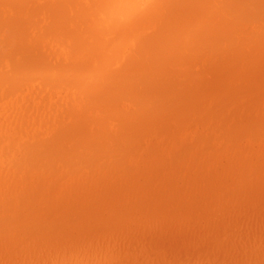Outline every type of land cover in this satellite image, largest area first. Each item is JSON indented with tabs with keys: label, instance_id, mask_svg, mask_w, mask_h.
<instances>
[{
	"label": "rangeland",
	"instance_id": "rangeland-1",
	"mask_svg": "<svg viewBox=\"0 0 264 264\" xmlns=\"http://www.w3.org/2000/svg\"><path fill=\"white\" fill-rule=\"evenodd\" d=\"M251 1L252 0H247V3L244 2L246 8H250L249 12L247 9V13L241 10V13H243L245 16L248 15V17L245 18L246 23H242L241 26L240 21L234 20L237 24H235L237 28H235L233 22H227L226 20L223 23L218 24V33H216L219 35L218 39L220 41V45L223 41L222 46L216 45L218 41L210 42L206 50L207 52L204 54V58L198 61V63L200 62V66L198 67V65L195 64L193 66L194 68L192 67L190 71L186 73L187 75L184 74L182 76L184 79L187 78L185 81L192 79V83L189 86V91L192 90V92L190 93L187 101L181 104V106H179L180 104H174L176 107L172 111V115L176 111L181 112L177 116H171L165 115L162 113V111H158L157 109L154 114H149L147 115L146 119L144 118L146 123L142 122L140 119H137L135 123L129 124L131 131L128 136H130L131 139L125 138L123 140L126 141L125 150L129 152V154L133 156L134 153L142 152L143 149L157 147L159 151L163 149L165 150L163 155L166 157L165 161L164 157L161 161H158L161 162L160 164H162L163 161L166 163L165 165L163 163L162 166L155 162H150L148 165H142L139 164L140 161H138V164L136 165V168H138L139 165L141 168H139L140 170L137 169V174L133 180V184L135 185V188L133 189L134 196L145 198L144 203L139 205L141 206L140 211H137L136 208L132 206V208L130 207L131 197L133 199V194L131 193L132 196L127 197L126 195L125 197V208L130 207V209L128 210L126 208V212L122 211L115 213L116 219H112V217H110L106 212L109 210L108 212L111 213L113 209L105 210V207L100 206L95 207L94 209L93 207V202L94 200L97 201V197L104 198L105 194H103V191L98 190L96 185L93 183H91L92 185L89 184L87 187H84L83 185L79 186L80 177L85 176L87 173V175H90L91 172L83 171V173L80 175H72L74 176L73 178L67 177L65 178V181L63 179V181L60 182L62 184V188L60 190L65 191V198H67L69 202L77 199L76 201L79 203L78 213L85 211L84 214L82 213L83 215H81L83 218L95 217L94 219L100 221L99 226L101 225L102 227L96 228L98 230L88 229V231L85 232L87 235H81L83 236V239H80L82 238L80 235H77L76 237V234L72 235L71 239L74 238V242L75 240H78L80 245L77 246L78 243H76V248H70L72 249L70 252H67L68 249H64L65 247L61 244L52 245L50 243L49 245L48 243H44V245H39L37 247V251H35L36 249L33 250L32 248H28L27 253H23L24 250L21 247L22 251L20 253L18 251L19 247L15 249L16 247L14 246L11 247L2 245V240L0 238V264H264V25H262L264 24V17L262 20H260L262 14L264 15L263 12L260 15V10H264V8L257 11L259 6H262L260 4H264V0H262L263 2L261 3V0H253V7L254 4H256V8L252 7ZM255 1L257 3L259 2V5L255 3ZM9 2L12 5L9 4ZM6 5L12 10L11 15H14L16 22L15 24L19 29L21 44H23V50L26 53L33 54L34 56H32V58H38L35 59L36 61L43 59L50 66H53V64L58 65L60 59V61H62L66 57H74L76 55L72 54L73 48H71L68 42H65L64 44L57 39L56 35L54 36V32L57 33V22H55L56 18L53 13L47 14L46 11L43 10L45 9L44 0L26 1L25 3L21 4L22 6L13 1H7ZM29 7L31 8L29 9ZM137 7L143 8L144 6H142L140 3L137 5ZM215 10L218 13L217 17L221 19V13L224 11L223 6ZM255 10L256 13H254ZM250 12L252 14H250ZM250 15H253L254 17H251ZM256 17L258 19L260 17V19L257 20ZM252 19L254 21H252ZM261 26H263L262 29ZM254 27H256V29ZM31 31L34 34H32ZM253 31H256L257 33H254ZM260 32L262 33L260 34ZM233 35L238 37L235 38L237 42L235 41V36ZM227 38H229V41L226 40ZM262 40L263 42H261ZM257 41L260 42L257 43L256 47ZM252 43H255L256 48H254V44L252 46ZM31 49H36V52L31 51ZM208 49H210V51ZM221 51L224 56L222 55ZM215 53H217V55ZM213 54L216 57L213 56ZM251 55L253 57L250 59L253 60L249 59V61L248 58ZM208 58L210 59L208 60ZM227 59L229 60L226 62ZM251 61H253V63ZM64 62L65 61H62V63ZM72 86L73 88L70 89ZM76 86H78L77 89ZM48 87L40 86L39 88V85L35 84L32 86L34 90L29 91V89H25V91L22 93L23 98L19 99L18 103L15 104L16 106L13 107L8 114L17 115L20 113V111L29 108L34 117L40 119L43 118V123L35 120L31 127L34 130L35 135L37 137H41L44 140L48 139L49 137H52V140L54 139V130L58 129V124L63 122L67 128L69 124L73 122L76 124V126L78 124L77 132H80L76 135L77 137L80 135L79 138H75L74 142H78L79 140L81 143L90 145L95 143L102 144L103 146L109 145V143L106 141L107 139L104 137L105 134H103V138H98L105 130L104 126H107V124H104L103 114L102 117L99 115L104 111V103L101 102L100 99L102 98L99 96L102 94H99V92L94 89V84L89 85L72 82L63 85L61 82H55L53 83L52 87ZM90 88L91 90H89ZM73 90L75 91L73 92ZM79 90L80 92H77ZM84 91H87L85 95H83L84 93L82 94ZM77 96L79 98H77ZM94 100L96 101L94 102ZM121 106L123 107L124 105ZM257 110L258 112H256ZM180 114H184L183 117H180ZM7 116L8 115L4 113L0 114V123H5ZM55 120L57 123H54ZM79 120L82 122H79ZM116 120L126 121V119L122 117H119ZM116 124L118 126L117 130L120 131V123L117 122ZM5 131H7L6 136L10 140L14 135V132L8 130H3L2 132ZM2 132H0V135H2ZM218 134L219 137L216 138ZM161 136H164V138ZM173 138L175 139V145L172 148L170 143ZM8 139L3 138L2 141L4 142ZM56 140L57 138L53 141L55 142ZM118 140L114 139L115 142H111H113L114 145ZM58 141H60V139H58ZM215 142L216 144H214ZM139 144H141V147L140 149H137ZM145 144H147L146 147ZM250 144L252 146H250ZM237 147H240V151H238L239 149ZM207 151L209 153H207ZM188 154H191L192 159L193 157L195 158L192 160L193 163L191 158L190 161L188 160ZM20 159H23L21 158V154H17L9 156L6 162L17 161ZM225 159L229 161V164ZM243 161L246 162V164H244ZM188 162L190 163L189 165L185 164V171L180 170L183 167V164ZM239 164L241 165L239 166ZM252 166L253 169L251 168ZM254 166L258 167L255 168ZM156 167L158 170H155L152 173V170ZM151 168L153 169L149 171ZM236 168H239V170ZM219 169H221V172L219 171L217 173ZM106 170L109 174L108 178L112 183L118 182V185H123L126 183L125 179L122 177V174H116V171L111 170L110 168H107ZM230 172L235 173H232L231 175ZM252 172L253 174H251ZM191 173L192 176L190 175ZM18 176H21L20 170ZM249 176L251 178L253 177V180ZM216 179L217 181H215ZM250 181H253V184L256 185L250 184ZM215 182L217 183L215 184ZM166 183L167 185H173L171 190L168 188L165 189L164 186ZM225 183L227 184L225 185ZM70 186L72 187V191L70 190ZM203 186L205 188L208 187V190L205 189V191H203ZM251 187L254 190L251 189ZM186 188L188 189L186 190ZM230 188H236L238 191L237 192L236 190H233V193L236 191L234 193L235 197L231 195L232 191L230 190L232 189ZM180 189H183V191H180L182 193L175 194L176 192H179ZM239 190H245L244 192H240L242 195L245 193L243 195L244 197H239V194H237L239 193ZM259 190L262 191L261 194ZM184 191H186V193H184ZM228 191H230L231 199L228 198L230 195L225 194H229ZM171 192H174V195L178 198L174 197ZM168 193H170V196ZM223 195L227 196H224V198ZM196 196L198 197L196 198ZM7 197L8 196H4L3 199L10 201L11 198ZM173 197L178 202L173 200ZM238 197L240 198V201ZM242 198L245 200L242 201ZM167 199H169V204H166ZM52 200H55L54 197L39 198L35 201V205L38 207L41 203L42 207L45 206V208H47V206L49 207L51 205ZM20 201L22 203L24 202L23 199H20ZM187 201L190 205H188V207ZM227 202V205L229 206L225 205ZM185 203L186 205H184ZM178 206H180L181 209L177 208ZM183 206L187 207L188 209ZM24 208L22 209L25 210ZM175 208L176 210L173 212ZM184 208L185 210H183ZM89 210H91V212ZM95 210L96 212H94ZM103 210L105 211L103 212ZM99 211H101V214H99ZM115 211L116 210L113 212ZM183 211H186V214ZM102 212L105 215L107 214L104 216L109 217L110 219L105 218ZM101 219L103 221H101ZM125 220L128 222L123 224ZM130 222H132V226L129 230L127 225ZM115 225L120 229L117 228V230H115ZM105 226L108 227L109 232V229L112 227L114 230L110 234L109 232L105 233V231H102V228ZM105 228L104 230H106ZM131 229L133 231L132 234ZM95 230L98 231L96 235ZM101 233L104 234L102 236L103 238H101ZM123 233L124 235H122ZM88 234L91 235V237ZM20 235L21 237L23 236V234ZM86 236L87 239L85 238ZM107 236L108 239H106ZM99 240L101 241L99 242ZM59 245L64 248L62 249ZM57 246L61 248L60 251L57 249ZM62 250H64L63 257L62 259H59L60 256H62L59 254ZM12 252H19V255L15 257L11 256L13 255ZM35 253L38 254L36 255ZM54 253L56 255L53 259ZM34 254L36 256H34ZM43 255H45L46 258ZM27 257L30 261L27 260Z\"/></svg>",
	"mask_w": 264,
	"mask_h": 264
},
{
	"label": "bare ground",
	"instance_id": "bare-ground-1",
	"mask_svg": "<svg viewBox=\"0 0 264 264\" xmlns=\"http://www.w3.org/2000/svg\"><path fill=\"white\" fill-rule=\"evenodd\" d=\"M7 1H13L19 4L20 6H22L21 4L25 3L26 1H35V0H0V114L4 113L8 115L5 120L6 122L0 123V132H2L3 130L14 132L13 133L14 135L11 137L10 140L6 136L7 131L2 132L1 133L2 135H0L1 136L0 137V238L2 240V245L11 246V247L14 246L16 247L15 249L19 247L18 251L20 253L22 251L21 250L22 248L24 250L23 253H27L28 248H32L33 250L36 249L35 251H37V247L39 245H44V243H48L49 245L50 243L52 245L61 244L62 246L65 247V248L63 247L64 249H68L67 252H70V250H72L70 248H76L75 246L76 243H78L77 246L80 245L79 244L80 242L78 240L77 241L75 240L74 242L73 240L74 236L72 237L73 239H71L72 235L76 234L75 237L77 235L78 236L85 234L87 235V233L85 232L88 231V229L94 230L96 228H101L102 226L101 225L99 226L100 221L95 220L94 219L95 217H91L93 219L87 217L83 218L81 215H83L85 211L84 212L80 211L81 213H78L79 203L78 201H76L77 199L76 200L72 199L73 201H70L71 202L70 203L68 199L65 198L66 196L65 191L60 190L62 188V184L60 182L63 181V179L65 181L66 180L65 178L67 177L73 178L74 176L72 175H80L81 173H83V171L91 172L90 175H87L88 174L87 173L85 174V176L80 177L79 186L83 185L84 187H87L89 184L92 185L91 183H93L96 185V188L98 190H102L103 194H105L104 198L97 197V201L95 200L94 202L92 201L94 209L95 207H99V206L105 207V210L113 209L111 213L108 212L109 210L106 212L107 214H109L110 217H112V219L113 218L116 219L115 213H119L122 211L126 212V210L127 209L129 210L131 206L136 208L137 211H140L141 206L139 205L144 203L145 198L134 196L133 189L135 188V185L133 184V180L137 174V169L141 168L140 165L138 166V168H136L137 167L136 165L138 164V161H140L139 164L142 165H148L150 162L153 163L155 162L160 164L161 162L158 161H161L163 157L165 161L166 157L165 155H163L165 150L163 149L159 151L157 147L154 148L149 147L147 149H143L142 152L134 153L133 155L134 157L131 154H129V152L125 150L126 141H123L125 138L126 139L130 138V136H128V134L131 131V127L129 124L135 123L137 119H140L142 122L146 123L144 118L146 119L147 115L149 114H154L157 111V109L158 111H162L163 114L171 115V116H177L181 112V111L179 112L176 111L172 115V111L176 107L175 105L180 104L179 106H181V104L187 101L188 97L190 96V93L192 92V90L189 91V86L192 83V79L189 81H185L187 78L184 79V77L182 78V76L184 74L187 75L186 73H188L195 64H197L198 67L200 66V62L198 63V61L204 58V54H206L205 52H207L206 50L210 42L218 41L219 44L218 42L215 43L216 45H220V41L218 39L219 35H217L218 33L217 30L219 28L218 24L223 23L225 20L227 22H233V25L236 24L234 20L240 21L241 26L242 23L244 22L246 23L245 18L248 17V15L245 16L241 12L244 11L245 13H247L246 12L247 8L246 5L244 4V2H246L247 0L245 1L242 0H146V1L145 0L144 1L143 0H44L45 9L43 10H45L47 14L53 13L56 18L55 22H57V29H56L57 33L54 32V36L56 35L57 39L63 42L64 44L65 42H68L71 48H73L72 54H76L74 57H66L64 60H62L65 61L66 63L65 62L62 63L60 59L58 65L53 64V66H50L43 59H41L40 61L38 60L36 61L35 59L38 58H32V56H34L33 54L26 53L23 50V44H21L19 29L15 24L16 22L14 19V15H11L12 10L6 5ZM256 1L255 3H257ZM252 2L254 1L252 0L251 3ZM261 2L263 1L261 0L260 3ZM140 3L142 6H144L143 8L140 7L141 9L137 7V5ZM9 4L11 3L9 2ZM251 5L253 7V3ZM255 5L256 4H254L253 8H256ZM260 5L263 6L264 4L262 3ZM221 6H223L224 11L223 13H221L222 17L220 19L219 17H217L218 13L216 12L215 9ZM262 6H259L257 11L259 9H263L264 6L263 7ZM31 7H29V9ZM249 9H247L248 12ZM260 11H261L260 15L262 14V12L264 13V10H260ZM254 13H256V10ZM250 14L252 13L250 12ZM257 17L256 19L259 20L260 17L259 19ZM263 17L264 15L262 14L260 20H262ZM252 21L254 20L252 19ZM236 25L235 28H237ZM262 27L263 26H261V29ZM254 28L256 29V27ZM253 32L255 33L256 31ZM262 32H260V34ZM32 34L34 33L32 32ZM235 38L238 37L235 36L234 39ZM221 39H225V38H221ZM228 39L229 38H227L226 40ZM259 42L258 41L256 42V47H257V43ZM261 42H263V40ZM222 43L220 46H222ZM253 44H254V48H256L255 43H252V46ZM210 49L208 50L210 51ZM31 51L36 52V49H31ZM217 53L215 54L217 55ZM222 55L224 56L223 53ZM213 56L215 55L213 54ZM251 57L253 56L251 55L249 58L247 57L248 60ZM28 58L31 60H29ZM209 59L210 58H208V60ZM228 60L229 59H227L226 62ZM47 61L50 62L49 60ZM251 62L253 63V61ZM55 82H61L63 85L72 82L89 84V85L94 84V89L97 90L99 94H102L99 96L100 98L103 99V101L102 99H100L101 102L104 103L103 104L104 111L99 115L102 117L103 114L104 124H107V126H104L105 130L98 138L99 139L101 137L103 138V134H105L104 137L107 139L106 141L109 143V145L103 146L102 144H98V143L90 145L86 143H81L79 140L78 142L77 141L74 142L75 138L76 139L79 138L80 135L78 137L76 135L77 133L80 132H77L78 124L76 126V124H74L73 122H71V124H69L67 128L65 123L63 122L57 125L58 129L54 130V139L57 138L55 142L53 141L54 139L52 140V137H49L48 139L44 140L41 137H37L34 133L33 128L31 127L32 123L35 122V120H38L40 123H43L44 122L42 120L43 118L40 119L34 117L33 113L30 112L29 108L20 111V113L17 115L8 114L11 111V109L16 106L15 104L18 103L19 99L23 98L22 93L25 91V89L27 90L29 89V91L34 90L32 86L35 84L36 85L38 84L39 88L40 86L52 87L53 83ZM78 86H76V89ZM72 88L73 86L70 89ZM89 90H91V88ZM74 91L75 90H73V92ZM77 92H80V90ZM86 93L87 91L82 92L83 95H85ZM78 96L77 98L80 97ZM95 101L96 100H94V102ZM121 105L124 106L122 107ZM256 112H258V110ZM183 115L184 114H180V117H183ZM119 117L125 118L126 121L116 120ZM79 122L82 121L79 120ZM117 122L120 123L121 126L120 131L117 130L118 127L116 124ZM54 123H57L56 120ZM258 129L260 130L259 127ZM218 137L219 134L216 136V138ZM3 138H6L8 140L3 142L2 141ZM162 138H164V136ZM58 139H60V141H58ZM114 139L115 140L119 139V140L113 145V142H115ZM174 140L175 139L173 138L170 143L172 148L175 145ZM214 144H216V142ZM146 145L147 144H145V147ZM250 146L252 145L250 144ZM140 147L141 144L138 145L137 149H140ZM240 147L239 148L237 147L239 149L238 151H240ZM207 153L209 152L207 151ZM17 154H21V158L23 159L6 162L9 156H13ZM168 155L170 156L169 153ZM187 158L190 161L191 154L187 156ZM193 159L195 158L193 157ZM193 159L191 158V161ZM163 163L160 165L162 166ZM189 163L190 162L184 163L183 167L180 170L185 171V164L189 165ZM165 164L166 163H164V165ZM244 164H246V162H244ZM240 165L241 164H239V166ZM157 167L154 169L151 168L149 171L153 169L152 170L153 173L155 170H158ZM107 168L116 171V174H120V175L122 174L123 175L122 177L125 179L126 183L128 184L125 183L123 185H118V182L112 183L111 180L108 178L109 174L107 173L106 170ZM251 168L253 169V166ZM19 170L21 173L20 177L18 176ZM220 170L221 169H219L217 173ZM237 170H239V168ZM251 174H253V172ZM190 175L192 176V173ZM215 181H217V179ZM250 182H251L250 184H253V181ZM216 183L217 182H215V184ZM226 184L227 183H225V185ZM172 186L173 185H167L166 183L164 187L165 189L168 188L169 190H171ZM204 186H203L204 190L202 189L203 191H205V189L208 188V187L205 188ZM252 187L251 189H253ZM187 189L188 188H186V190ZM70 190L72 191V187ZM181 190L183 191V189H180L179 192H176L175 194L182 193L180 192ZM233 190H236V188L230 190L232 191L231 195L235 197L234 193L237 190L234 191V193ZM261 190H259L260 194L264 189L262 191ZM230 191H228L229 194L228 193L225 194L230 195ZM244 191L239 190V193H237L239 194V197L245 194L244 193L242 195L240 193ZM131 193L133 194V199L131 197L130 207L128 208L126 207L127 208L126 209L125 197L126 195L127 197L132 196ZM171 193L174 195V192ZM184 193H186V191H184ZM168 194L170 196V193ZM227 195H223V197L224 196L226 197ZM231 195L228 198L231 199ZM4 196L10 197L11 198L10 201L7 199H3ZM48 197H54L56 201L52 200L51 205L49 204L50 206L49 207L47 206V208H45V206L42 207L41 203L39 204L38 207H36L35 205L36 200H38L39 198H48ZM174 197L178 198L175 195ZM197 197L198 196H196V198ZM20 199H23L24 202L22 203ZM168 200L169 199H167L168 203L166 202V204H169ZM173 200H175V198ZM243 200L245 199L242 198V201ZM188 203L189 202L187 201V207L189 205ZM227 204L228 202L225 205ZM184 205H186V203ZM22 208H24L25 210H23ZM177 208H180V206H178ZM185 208L183 210H185ZM105 210H103V212ZM114 210L116 211L113 212ZM175 210L176 208L173 210V212ZM89 211L91 212V210ZM94 212H96V210ZM99 212H100L99 214H101V211ZM183 212H185L186 214V211ZM104 215L105 214L103 213V216ZM105 218H109V217H105ZM102 219L101 221H103ZM127 222L128 221L125 220L123 224H126ZM131 224L132 222L128 224L129 226L127 225L129 230L130 227L132 226ZM105 227L102 228V231H105V233L109 232L108 227L106 228ZM104 228L106 230H104ZM117 228L119 227L116 226L115 230H117ZM111 229H109L110 230L109 234L114 230V228L112 230ZM96 230H95V235L98 232ZM132 232L133 231L131 229V234ZM20 234H23V236L21 237ZM103 235L104 234L101 233V238H103L102 237ZM122 235H124V233ZM89 236L91 237V235ZM81 237L82 238L80 239H83V236ZM64 238L67 239L68 241L65 240ZM85 238L87 239V236ZM106 239H108V236ZM100 241L101 240H99V242ZM59 246H57V249L60 251L62 246H60L61 248ZM19 252L17 253L12 252L13 255L11 256L14 257L18 256ZM63 252L64 250H62L59 253L60 255H62V256L59 255L60 256L59 259H62ZM35 254L34 256H36L38 253L36 255ZM55 255L56 254L54 253L53 259L55 258ZM43 256L45 257V255ZM27 260H29L28 257Z\"/></svg>",
	"mask_w": 264,
	"mask_h": 264
}]
</instances>
